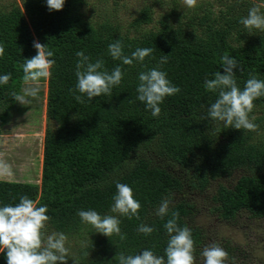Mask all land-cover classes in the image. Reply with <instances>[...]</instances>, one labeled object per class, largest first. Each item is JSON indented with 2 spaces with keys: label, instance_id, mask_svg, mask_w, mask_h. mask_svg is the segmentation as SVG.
I'll list each match as a JSON object with an SVG mask.
<instances>
[{
  "label": "trees",
  "instance_id": "16d2710c",
  "mask_svg": "<svg viewBox=\"0 0 264 264\" xmlns=\"http://www.w3.org/2000/svg\"><path fill=\"white\" fill-rule=\"evenodd\" d=\"M263 2L200 0L184 16L174 3L157 22L154 9L146 6L127 28L111 11L106 21L87 17L89 0H66L62 11H50L46 0H23L9 11L0 9V76H12L8 84H0V135L2 116L24 83L22 65L37 54L34 41L48 46L55 60L48 77L41 184L0 179V206H15L21 196L46 205L51 217L47 232H62L71 241L67 264H118L119 252L152 250L165 256L169 236L164 225L172 211L179 212L178 226L192 231L197 264H203L201 253L212 243L234 259L235 250L227 249L223 238L197 225L196 200L207 196L211 204L204 214L235 229L245 217L264 220V140L254 131L206 119L218 93L206 90L204 83L217 71L226 74L221 62L225 54L238 61L234 72L241 89L251 75L264 80V31H250L240 23L251 7ZM117 40L126 56L137 48H152L153 53L143 63L124 65L108 52V45ZM79 51L93 63L103 59L109 72L117 66L123 69L122 82L110 96L89 101L76 90ZM164 55L167 63L160 65ZM158 65L181 91L167 97L161 114L154 117L137 99L136 89L139 74ZM78 95L83 103L76 100ZM254 104L250 119L256 109L264 110V97ZM228 178L231 181L224 180ZM117 181L133 189L142 205L139 219L111 211ZM164 199L171 202L170 211L161 218L156 213ZM80 210L117 216L127 238L97 233L78 216ZM141 224L155 231L144 235L137 230ZM0 264H7L6 252L0 253Z\"/></svg>",
  "mask_w": 264,
  "mask_h": 264
},
{
  "label": "clouds",
  "instance_id": "9594fccd",
  "mask_svg": "<svg viewBox=\"0 0 264 264\" xmlns=\"http://www.w3.org/2000/svg\"><path fill=\"white\" fill-rule=\"evenodd\" d=\"M50 11H62L66 0H46ZM188 7H195L197 0H184ZM264 5H254L249 9L248 15L241 18L240 23L248 30L264 31ZM37 54L25 59L22 65L23 82L26 85L22 94H13V98L20 104L28 102L27 98H35L40 91V81L46 80L55 65L54 52L48 46L34 41ZM108 52L114 60L122 61L124 65H132L134 61L143 63L145 58L153 53L152 48H137L131 56L124 55L123 44L117 40L108 45ZM4 54V46L0 44V57ZM79 58L76 64L77 77L76 90L86 95L88 100L102 95L110 96L112 88L118 86L124 77L123 69L115 67L111 72L105 68V61L97 59L91 62V57L83 51L76 53ZM167 56L160 60V65L167 63ZM222 65L226 74L217 71L213 79H205L204 87L212 93H218V98L208 108L206 119L223 122L226 128L255 131L258 128L254 117L250 119L255 104L254 101L264 97V80L251 75L246 80L243 89L238 86L234 69L239 68L236 58L225 54ZM12 79L11 74L0 76V84L6 85ZM139 84L136 89L137 99L146 105L154 117L161 114L160 105L167 97L180 93L181 89L174 85L168 74L160 66L141 72L138 76ZM83 103L81 95L75 97ZM13 167L6 160L0 158V176L13 175ZM117 194L113 197L114 204L111 211L129 219H139L142 207L135 199L133 189L124 183L116 182ZM170 201L164 199L157 209L161 218L170 211ZM47 206H38V203L27 196H21L20 202L13 205L0 206V253L6 252L7 264H67L69 249L66 246L68 237L62 232H47L51 217L47 214ZM78 216L85 223L92 225L97 233L107 237L119 236L121 240L127 238L121 231V221L117 216H101L94 210H80ZM179 212L172 211L171 218L164 225L169 236L165 256H158L152 250H144L140 254L126 255L119 252L115 260L118 264H197L192 231L187 226H178ZM138 232L151 235L155 229L141 224ZM203 264H226L229 259L228 252L218 243L205 247L201 253Z\"/></svg>",
  "mask_w": 264,
  "mask_h": 264
},
{
  "label": "rangeland",
  "instance_id": "374dc122",
  "mask_svg": "<svg viewBox=\"0 0 264 264\" xmlns=\"http://www.w3.org/2000/svg\"><path fill=\"white\" fill-rule=\"evenodd\" d=\"M23 0H0V9L9 11L14 5H22ZM200 0H197V3ZM211 3L214 0H210ZM88 7L85 9L87 17H91L93 21H106V13L111 11L115 13V19H118L122 26L127 28L128 24L133 22L134 19L138 18L144 7L148 6L154 9V20L157 22L161 17L162 13L168 7L174 3L179 8V14L184 16L185 12L190 11L193 7H188L184 0H89ZM196 3V4H197ZM264 5L263 3H260ZM165 6V8L161 7ZM183 9V11L181 10ZM4 10V11H5ZM155 22L148 26L152 27ZM130 34L135 35V30L131 31ZM26 87L23 83L22 87L18 91V94H22V89ZM40 91L38 96L35 98L28 97V102L25 104L18 103L15 99L12 100L7 115L4 114L1 119L2 125H4L2 134L0 135V158L9 162L13 167L14 174L11 176H0V179L7 180L9 182H18L24 184L39 185L41 184L42 168H43V155H44V140L47 129V97H48V78L43 82H40ZM255 115L253 116L254 123L258 125L257 130L254 132L257 137L264 140V110L256 109ZM260 119V120H257ZM152 151L148 153V157H151ZM160 164L163 160H158ZM166 165V163L164 164ZM231 181V178L224 179ZM223 180H221V183ZM193 200L196 195L193 194ZM197 210L200 213L196 219L197 225L216 231L217 229L225 231L227 236L232 234V230L229 228H223V224L217 222L215 217H209L204 214V211L210 208L211 201L207 196L199 197L196 200ZM240 223L247 229L250 226H254L252 221L241 220ZM263 226L261 227V234L264 238V220L260 222ZM232 227V226H230ZM233 228V227H232ZM49 234L51 232L48 231ZM223 234V233H222ZM253 234V233H252ZM240 242V238L238 239ZM244 241V238L241 239ZM68 242L71 241L68 238ZM260 245V246H259ZM67 247L69 244L67 243ZM259 246V247H258ZM251 250L260 248L263 253L264 259V240H260V243L252 245ZM69 249V248H68ZM71 253V250H70ZM244 254H248L247 251ZM251 258L252 264H264V261L257 255Z\"/></svg>",
  "mask_w": 264,
  "mask_h": 264
},
{
  "label": "flooded vegetation",
  "instance_id": "af4514ba",
  "mask_svg": "<svg viewBox=\"0 0 264 264\" xmlns=\"http://www.w3.org/2000/svg\"><path fill=\"white\" fill-rule=\"evenodd\" d=\"M240 178V175L238 176L237 180ZM243 220H249L252 221V223L254 224V226H250L247 229L244 228V225H241L242 227L240 228H232L228 225H225L223 223V228H229L232 230V234L230 236H227L225 234V231H220V230H216L214 231V235L218 236L219 239L221 240L223 238V243L226 245L225 247H227V249H232L235 250L233 257L234 259H232L229 256L228 261H226V264H252L251 263V256L253 257L256 253L257 250V255L259 256V258L261 260L264 261L263 259V253L261 251L260 248H256V250H251L250 248H253L252 245H254L255 243H260V240H264V238L262 237L261 232V227H263L260 222L263 220H257V219H253V218H247L245 217ZM210 232V231H208ZM220 232V233H218ZM223 233V234H221ZM253 233V234H252ZM256 235H259V238H255ZM226 238V240H224ZM240 238V242L238 241V239ZM244 238V241H241V239ZM252 239V240H251ZM260 246V245H259ZM258 246V247H259ZM239 249V250H237ZM227 251V250H226ZM247 251L248 254H244V252ZM257 264V263H255Z\"/></svg>",
  "mask_w": 264,
  "mask_h": 264
}]
</instances>
